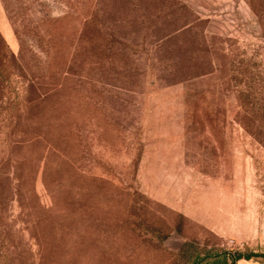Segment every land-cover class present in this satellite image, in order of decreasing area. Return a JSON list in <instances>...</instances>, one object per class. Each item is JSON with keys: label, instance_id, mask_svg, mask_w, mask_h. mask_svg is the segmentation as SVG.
<instances>
[{"label": "rangeland", "instance_id": "374dc122", "mask_svg": "<svg viewBox=\"0 0 264 264\" xmlns=\"http://www.w3.org/2000/svg\"><path fill=\"white\" fill-rule=\"evenodd\" d=\"M182 1L201 20L190 29L192 39L181 33L174 41L175 51L166 46L163 53L180 57V71L209 68L210 64L203 65L208 59L221 70L212 79L208 75L165 85L156 80L159 65L154 72L145 53H135L129 59L138 70L136 81L101 80L92 87L91 101L89 84L62 75L85 5L75 3V12L64 17L70 0H0V13L13 32L14 52L27 69V79L33 78L41 90L63 83L70 91L59 117L64 121L61 132L74 138L67 147L68 157L78 172L98 180L97 193L84 190L89 184L79 191L80 203L88 207L85 216L92 206L88 217L94 224L86 225L80 214L83 222L78 225L74 207L62 197L55 205L46 189V183L51 186L57 179L50 168V173L44 170L47 145H12L21 137L10 133L9 127L22 113L19 94L11 95L10 104L2 94L0 264H225L230 257L224 260L223 253L264 250L259 242L264 231V110L255 108L260 128L250 133L242 122L241 96L252 85L254 93L246 101L264 100V92L256 89L264 85V33L244 0ZM189 53L196 59L188 66ZM211 53L227 57L213 59ZM245 71L250 72L248 83L241 77ZM15 88L19 93L17 83ZM31 112L36 110L27 113ZM39 112L29 119L45 123L49 114L55 115L50 110ZM26 128L25 137L32 133ZM115 187L142 195V225L156 230L162 223L172 227L161 241L165 252L128 233L119 247L133 249L129 257L113 254L116 243L111 237L118 215L110 195ZM54 210L61 214L59 226L49 217ZM136 219L132 216L130 221L135 224ZM40 220L45 222L38 225ZM78 227L83 229V240L72 234ZM57 231L61 237L55 236ZM186 240L192 243L180 253ZM108 247L109 252H101Z\"/></svg>", "mask_w": 264, "mask_h": 264}, {"label": "trees", "instance_id": "16d2710c", "mask_svg": "<svg viewBox=\"0 0 264 264\" xmlns=\"http://www.w3.org/2000/svg\"><path fill=\"white\" fill-rule=\"evenodd\" d=\"M70 1L71 2L68 3L66 7L67 11L64 13V17L75 12V3H79L80 5L84 4L86 9L82 15L81 27L77 35H74L71 39L68 47V59L62 75L64 79L68 78L69 80L73 79L74 82L80 81V83L84 82L85 84H89L91 87L89 99L91 101H93L92 89L96 87V85H100L101 80H106L111 83L116 81L119 82V84L122 82L131 84L136 81L138 70L134 67L135 63L129 59L135 55V53H145L148 65L154 72V69L159 65L160 75L156 80L161 81L165 85H174L180 82L189 83L194 79L208 75L209 79H212L216 71L221 70L215 63H212L211 60L209 63L208 59L206 62H203V65L210 64L211 66L209 68H206L204 65L203 68L193 69V71L189 68L185 69L186 71H180L178 69V60H180V57H178L176 53H163L165 52L166 46L171 47L172 52L175 51L174 41L179 34L186 33L191 38L190 29H192L196 21L200 22L201 20L198 16L193 15L191 9L182 0ZM244 2L255 15L264 33V0H244ZM47 46L50 48L54 46V50L57 53V47L52 41L49 42L47 40ZM211 54L213 55V59L217 55L227 57L225 53ZM195 59L193 54L189 53L185 62L189 66L191 61ZM96 71L98 72L97 77L94 75ZM27 74V69L19 59L18 54L8 46L0 35V102L2 100V94L6 95L4 100L8 104L13 100L11 99V95L15 97V95L19 94L17 106L22 112L18 115L17 119L9 123L10 133H17L21 136L13 141L12 145L19 146L26 143L34 144L36 142H42V144L47 145V153L44 156V170L47 172V169L50 168L51 171H54L53 174L57 179L51 186L46 183V189L51 192L55 205H57V201L62 197L63 201L74 207V214L77 215L74 221L80 225L83 222L80 214L85 216V214H87L85 209H88V207L84 208L80 203L81 196H79V191L84 189V185L89 184L84 190H89L91 192L93 190L97 193L98 180L96 177L78 172L68 157L67 147L73 145L71 143L74 142V138L61 132L64 128V121L61 122L59 117L63 110L62 105L67 102V94H69L70 91L63 83H52L47 91L41 90L37 83L33 81V78L29 77L27 79ZM249 75L250 72L245 71L244 73L242 72L241 77L247 79ZM248 80L249 79H247V83ZM14 83L15 85H13ZM16 83L19 87V93L15 88ZM246 87L247 89L241 95L245 98L242 122L245 129L254 134V132L260 128L258 121H256L255 108L263 111L264 100H260L256 103L246 101L249 95H253L255 89L252 85H247ZM256 89L263 93L264 85L259 84ZM107 94L110 95L109 93ZM31 108H34L36 112L27 113ZM48 109L55 115L50 116L49 114L45 123L29 119L31 115L34 116V113L40 115L39 111L47 110L49 112ZM28 120L31 121L30 124H28ZM27 126L31 128L30 130L32 133L25 137L24 134L28 129L26 128ZM48 173H50V171H48ZM69 182L70 184L67 185ZM67 192H70L71 197L67 196ZM101 194L103 195V193ZM104 196L106 195L104 194ZM110 196L113 197V202H115L114 207L112 206L113 211L115 210V213L118 215V218L113 222L115 232L111 237V240L116 243L115 249H112L113 254H117L119 258L129 257V252L133 249L130 250L129 247L123 245L124 235L128 233L138 238L141 243L150 244L155 249L165 252L161 245V241L172 227H169L166 223H162V227L156 230L149 228V225L145 226L141 224L139 219L141 217L140 214L141 212L143 213L145 209V205L142 204L144 203L142 195L123 191L115 187ZM89 208V214H91L92 206L89 205ZM78 211H80L79 214ZM88 215L85 216L87 219L86 225L94 224L93 219L90 220ZM132 216L138 218L134 220L135 224L130 221ZM49 217L53 220L52 222L54 224L57 226L60 225L58 223V218L61 217V214L56 212V210L52 213L50 211ZM41 222L45 221H38V225H41ZM132 225H134V227H132ZM163 227L167 230H162ZM48 229L52 230L53 225L47 228V230ZM82 230V227H78L77 230L72 232L74 239L78 240L81 238L83 240ZM177 232L180 233V227H178V225ZM91 234L92 231H88V238L94 240L95 235L92 236ZM32 236L38 235H33L32 233ZM41 236L45 238V232H42ZM55 236L61 237L60 232L57 231ZM0 238L2 239V236ZM121 242L123 244L119 247ZM191 243L192 242L188 240L184 241L179 252L182 253L187 251V247L191 245ZM109 250L110 248L108 247L107 250L102 249L101 252L107 253ZM256 254L258 253H248L244 255L240 253H223L224 260L230 257V262L227 263L225 261L224 263L237 264L238 260L242 258L248 259Z\"/></svg>", "mask_w": 264, "mask_h": 264}, {"label": "crops", "instance_id": "0c3cea01", "mask_svg": "<svg viewBox=\"0 0 264 264\" xmlns=\"http://www.w3.org/2000/svg\"><path fill=\"white\" fill-rule=\"evenodd\" d=\"M0 35L5 40V42L8 44V46L14 51L16 48V41L14 39L13 32L6 23L5 19L3 18V15L0 13ZM258 237V234H257ZM259 242L262 244L264 243V231L259 233ZM237 264H264V250L261 249L258 254L251 256L250 258H242L237 261Z\"/></svg>", "mask_w": 264, "mask_h": 264}]
</instances>
